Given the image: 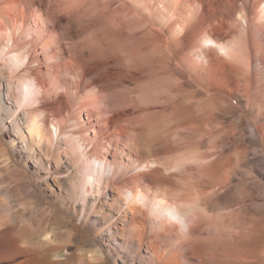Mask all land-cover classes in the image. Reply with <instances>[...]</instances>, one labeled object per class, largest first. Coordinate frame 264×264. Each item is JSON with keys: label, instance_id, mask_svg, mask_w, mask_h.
<instances>
[{"label": "bare ground", "instance_id": "1", "mask_svg": "<svg viewBox=\"0 0 264 264\" xmlns=\"http://www.w3.org/2000/svg\"><path fill=\"white\" fill-rule=\"evenodd\" d=\"M253 1L264 21V0ZM200 2L0 0V128H11L29 155L38 154L41 148L51 160L73 162L83 199L96 186L110 190L105 199L108 226L117 227L119 221L126 225L121 229L123 234L127 231L125 236L147 245L156 264H193L183 259L197 249L196 240L205 226L201 211L206 208L202 195L207 181L200 178L197 201L188 202V192L164 185L155 177L157 172L165 173L163 169L149 165L159 163L161 150L167 145L166 135L173 130L169 124L172 130L168 132L166 124L162 134L158 123L164 117L176 119L179 113L189 112V105L181 103L173 105L171 112L167 110L180 80L175 70L178 60L187 80L192 78L191 51L186 48L183 56L178 54V31L184 27L182 22L188 27L200 17ZM231 46L207 34L196 50L202 63L206 49L214 47L229 57L234 51ZM245 90L249 92L251 87ZM163 92L165 101L161 99ZM79 111L98 128L96 141L79 136L85 127ZM48 115L55 118L56 135ZM59 116L62 118L57 120ZM152 129L158 133L153 135ZM100 142L107 144L104 152L114 158L110 166L91 158ZM90 143L88 153L84 146ZM124 158L129 164L124 165ZM131 163L136 165L135 172ZM198 165L204 173L208 162L203 157ZM119 166L123 167L120 172ZM59 168L52 167L53 178ZM139 180L143 186L138 185ZM51 239L46 236L45 243ZM56 249L52 246L45 253L57 260L46 256L34 259L35 254L34 263L61 264L65 249ZM198 255L204 264L205 257Z\"/></svg>", "mask_w": 264, "mask_h": 264}, {"label": "rangeland", "instance_id": "2", "mask_svg": "<svg viewBox=\"0 0 264 264\" xmlns=\"http://www.w3.org/2000/svg\"><path fill=\"white\" fill-rule=\"evenodd\" d=\"M200 8L195 23L187 27L182 22L184 27L178 31V54L183 56L186 48L191 51L192 78L187 80L178 60L177 103L173 98L167 110L181 103L189 105V112L170 117L174 126L168 116L158 123L160 133L166 124L173 130L164 131L167 145L159 163L149 165L163 169L165 173L157 172L155 177L164 185L188 192V202L197 201V185L201 179L207 181L202 195L207 209L201 211L205 226L196 240L197 249L183 261L200 264L198 254H202L204 264H264V21L253 0H201ZM207 34L229 42L234 48L231 56L212 47L206 49L207 59L201 63L196 49ZM163 97L164 92L165 101ZM79 112L85 126L79 136L96 141L98 128ZM187 116L191 119L186 123ZM47 119L56 135L54 116ZM21 140L11 128H0V264H35L34 259L44 256L57 260L46 254L52 246L65 249L61 264H156L147 245L125 236L127 231L123 234L126 225L119 221L117 227L108 226L105 199L110 190L96 186L83 199L73 162L51 160L41 148L29 155ZM99 144L93 154V143L85 144L84 151L97 163L110 166L114 158L104 152L105 142ZM203 157L209 165L205 175L198 165ZM123 163L129 164L128 158ZM130 165L135 172L136 165ZM54 166L60 167L55 178ZM122 169L118 167L119 172ZM125 179L121 178L129 183ZM138 185L143 186L142 180ZM46 236L53 239L51 243H45Z\"/></svg>", "mask_w": 264, "mask_h": 264}]
</instances>
